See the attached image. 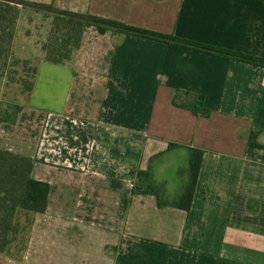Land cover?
<instances>
[{"label":"crops","instance_id":"obj_1","mask_svg":"<svg viewBox=\"0 0 264 264\" xmlns=\"http://www.w3.org/2000/svg\"><path fill=\"white\" fill-rule=\"evenodd\" d=\"M26 1L264 59V0ZM52 70L0 126V149L50 185L20 256L0 264H264L263 67L89 27ZM188 148L204 151L189 212L133 195L158 157L174 200L188 175L169 179L168 161L187 172Z\"/></svg>","mask_w":264,"mask_h":264},{"label":"trees","instance_id":"obj_2","mask_svg":"<svg viewBox=\"0 0 264 264\" xmlns=\"http://www.w3.org/2000/svg\"><path fill=\"white\" fill-rule=\"evenodd\" d=\"M27 9L47 14L52 18L49 41L43 51L45 53L44 61L53 65H66L69 63L76 51L80 49L86 29L96 27L101 34L113 31L133 35L264 68L263 58L219 49L183 40L175 36L157 34L91 15L61 11L51 5L28 2L26 0H0V68L7 66L16 71L15 68L22 63L21 59L14 58L13 45L18 22L22 12ZM22 64L26 65L28 62H23ZM37 71L38 69L35 70V75H37ZM22 81L26 83L24 78H22ZM34 85L35 79L29 83L28 91L30 94L34 89ZM179 98L180 96L177 94L175 105L187 107L195 114L209 115V111L203 109L200 104H178L177 100ZM14 111L15 113H5L4 118L2 117L3 119L0 117V124H15L21 107L15 108ZM176 147L178 145H170V149ZM188 150V171L181 172L183 174L187 173L188 180L174 200H170L167 197L166 186L157 185L153 179L152 163L158 157L152 158L151 165L146 171H139L133 195H153L157 198L160 208L172 207L189 212L199 179L204 151L195 148H188ZM34 165L35 159L33 158L0 149V254L7 253L17 238V234L20 231V226L16 221L18 213L24 212L36 215L43 214L48 209L50 185L33 178ZM32 223L33 219L29 222L30 228ZM26 242L27 238L25 244Z\"/></svg>","mask_w":264,"mask_h":264},{"label":"rangeland","instance_id":"obj_3","mask_svg":"<svg viewBox=\"0 0 264 264\" xmlns=\"http://www.w3.org/2000/svg\"><path fill=\"white\" fill-rule=\"evenodd\" d=\"M52 18L47 14L24 10L18 22L16 38L13 45L14 58L21 59L28 64L16 67L13 71L11 67L0 68V117L4 118L5 113H15V108L24 107L28 104L30 93L29 83L36 78V85L43 84V80L53 76V64L44 61L45 53L43 48L48 44L49 32ZM38 69V75L35 70ZM22 78L26 83H23ZM14 111V112H13ZM17 111V110H16ZM2 118V119H3ZM1 126V124H0ZM185 158L174 154L168 161L166 174L169 179H181L185 172ZM32 220L31 214L20 212L16 221L20 231L17 238L8 250L13 256H20L25 247V240L29 232V222Z\"/></svg>","mask_w":264,"mask_h":264}]
</instances>
